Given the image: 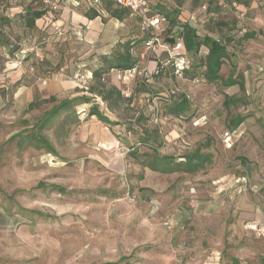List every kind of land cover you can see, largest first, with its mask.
<instances>
[{"label":"rangeland","instance_id":"374dc122","mask_svg":"<svg viewBox=\"0 0 264 264\" xmlns=\"http://www.w3.org/2000/svg\"><path fill=\"white\" fill-rule=\"evenodd\" d=\"M105 1L96 10L108 18ZM195 1L147 0L150 15L166 19L155 30L153 49L146 46L153 30L143 32L136 15L123 16L120 40L131 43L137 64L113 70L105 80L132 97L131 123L95 98L99 111L120 124L104 126L87 116L89 105L78 106L77 125L61 114L43 133L52 155L20 146L16 135L36 130L52 106L42 100L87 96L88 73L101 55L84 42L81 28L58 23L60 0H3L0 13L6 5L41 6L49 13L38 23L40 36L14 31L21 53L0 56V264H264V0L248 7ZM213 3L219 11L208 14ZM171 19L188 21L200 35L234 37L220 75H240L243 90L176 74L178 56L193 74L205 50L197 56L175 50L168 42L176 31L169 29ZM246 33L253 38L237 43ZM31 53L35 59L26 58ZM42 61L41 68L31 67ZM182 95L189 100L186 114L166 116L168 99ZM225 97L236 102L225 107ZM140 115L143 120L134 123ZM129 123L138 135L141 127L156 131L162 155L179 161L199 150L211 155V163L192 175L153 173L128 156L132 148L146 152L138 135L128 133Z\"/></svg>","mask_w":264,"mask_h":264},{"label":"trees","instance_id":"16d2710c","mask_svg":"<svg viewBox=\"0 0 264 264\" xmlns=\"http://www.w3.org/2000/svg\"><path fill=\"white\" fill-rule=\"evenodd\" d=\"M197 1V0H196ZM195 1V3H196ZM254 0H233L236 5L248 7L250 2ZM3 0L0 1V5H3ZM211 3V2H209ZM214 4L213 10L210 5L206 6V12L212 14L219 11V7L216 8ZM149 6V5H148ZM103 10L109 14L113 19L121 21L123 16L129 11L120 8L115 5L113 0H107L102 4ZM149 8V7H148ZM216 8V9H215ZM9 7L6 5L1 9L0 13V56L5 58H15L17 54L22 52V47L19 42V33L26 34L29 37L35 35L40 36L39 26L37 22L41 21L48 15L47 9L43 7L33 8L31 5L24 6L22 11L13 14L12 16L6 14ZM175 15H178V11H173ZM99 13L95 9H91L89 13H86V17L90 20L98 17ZM168 18V17H167ZM141 19V18H140ZM214 26L219 29L225 27V24L221 21H216ZM175 28V35L169 39V44L175 45L177 42L182 44V50L188 54L197 56L201 49L205 50V55L200 61L192 65L193 74L189 71H184L185 77L189 76L191 79L198 75L208 84H219L224 87L238 86L239 90H243V84L240 81L241 76L237 75L233 77L230 75L227 79H223L220 75L221 67L225 62L228 61L230 55L228 53V46L233 43L234 37L227 36L222 33L219 34L218 39H214L208 35H200L198 31L188 23H177L175 19L169 20V29ZM142 30V29H141ZM16 31L18 34L14 33ZM148 32V30H142ZM13 34V37L11 36ZM148 34H145L144 41L148 40ZM253 34H244L241 39H237V43L249 40L253 38ZM130 42L118 43V48L110 55H101L96 59V65L89 71L90 83L86 86L87 96H77L70 99L57 100L55 97H49L48 99L42 100V103L52 104L51 108L43 113L41 118L36 123V130L26 135L18 134L20 146H33L36 150H44L47 154L55 155V150L50 144L47 137L43 134L49 131L55 124V121L61 114L66 115V119H70V125H77L79 120L76 117L75 109L81 105H89L87 112L88 117H94L98 122L107 127L119 125V120L111 121L98 109V105L95 103V98L100 99L106 106L107 110L112 114L123 113L126 122L132 121V117H127L128 107L127 105L131 102L132 97H124L122 93L113 86H109L105 80L111 71H130L135 68L137 59L130 52ZM32 57L35 59V54L31 53L26 56L27 59ZM26 59V60H27ZM34 63L31 66L35 70L44 64ZM23 60V65H24ZM39 64V66L37 65ZM198 71L199 73H196ZM162 70L158 71L156 77L161 76ZM168 105L165 108V115L174 118H181L189 110V100L187 97L182 95L181 97H170L168 99ZM233 102H236L234 97H225L223 106L229 107ZM34 103L29 106L32 107ZM143 118H137L134 123H140ZM242 119H234L231 122L229 128L235 129L240 125ZM128 124V133L138 135L137 130H132V124ZM156 131H148L144 127H141V131L138 135V144L146 150L145 153H138L136 148H132L128 156L135 160L141 167L148 169L153 173L160 175H172L177 173L183 174H196L205 169V167L211 163V155L207 153H201L199 150H195L192 153L186 154L179 158V161L172 156L162 155L160 149L162 142H160ZM59 190L58 187H53Z\"/></svg>","mask_w":264,"mask_h":264},{"label":"crops","instance_id":"0c3cea01","mask_svg":"<svg viewBox=\"0 0 264 264\" xmlns=\"http://www.w3.org/2000/svg\"><path fill=\"white\" fill-rule=\"evenodd\" d=\"M60 1V20L58 23L65 27L75 26L81 28L84 35V42L90 45L91 48L96 49V52H99L96 54L109 55L111 54V48L118 43H121L120 37L124 30L121 21L113 19L110 16L107 18L103 15V12H99L98 10V17L93 20L88 19L86 13H89L91 9L96 10L98 7L91 5L89 0H86L87 2L84 0ZM8 10L11 12L15 10L14 13L9 14L12 16L13 14L22 11V8L21 6L16 5L15 9L12 7ZM5 13L8 14L7 11ZM38 23L39 22H37V26Z\"/></svg>","mask_w":264,"mask_h":264},{"label":"built area","instance_id":"2783aa9c","mask_svg":"<svg viewBox=\"0 0 264 264\" xmlns=\"http://www.w3.org/2000/svg\"><path fill=\"white\" fill-rule=\"evenodd\" d=\"M115 5H117L120 8L126 9L129 11L132 15H136L139 18H141V27L142 30H153L151 32L152 38L150 41L146 43L147 49H153L154 43L157 41V36L155 33V30L157 26L166 23L165 17L162 15L154 14L150 15V11L147 6L146 0H113ZM91 5L93 6H99L100 0H89ZM175 50L182 49V44L180 42H177L175 44ZM187 61L184 57L178 56L176 58V61L174 63V70L175 73L178 75H181L183 70L186 68ZM224 140L226 144L229 146L231 143V133L225 132L224 133Z\"/></svg>","mask_w":264,"mask_h":264}]
</instances>
